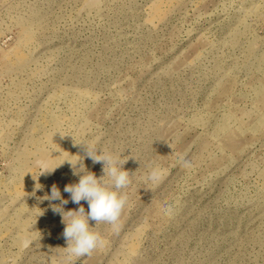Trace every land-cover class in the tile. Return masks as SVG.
<instances>
[{"label": "rangeland", "instance_id": "rangeland-1", "mask_svg": "<svg viewBox=\"0 0 264 264\" xmlns=\"http://www.w3.org/2000/svg\"><path fill=\"white\" fill-rule=\"evenodd\" d=\"M81 142L131 183L76 258L44 197L79 207ZM0 264H264V0H0Z\"/></svg>", "mask_w": 264, "mask_h": 264}, {"label": "clouds", "instance_id": "clouds-1", "mask_svg": "<svg viewBox=\"0 0 264 264\" xmlns=\"http://www.w3.org/2000/svg\"><path fill=\"white\" fill-rule=\"evenodd\" d=\"M75 144L84 146L85 156L71 155L76 157L74 161L65 160L71 165L73 175L78 176L79 179L76 183L67 184L64 187V192L70 194V201L79 207L66 211L64 205L69 203V199L62 197L61 191L56 185L52 186L51 194L46 195L44 199L60 201L59 204L51 205L52 211L61 216V222L65 225L62 235L67 241L65 249L69 257L79 258L89 256L105 246V240L93 230L94 227L90 226L89 221H95V225L107 223L112 226L114 232L119 231V221L128 202L127 195L122 190L130 185L131 175L124 170L123 166L127 160L121 156L97 148L95 143L81 142ZM85 158L91 159L93 164L101 163L104 175L98 178L89 171L83 163ZM180 162L184 166L188 164L182 159ZM34 166L39 169L35 178L41 174H50L56 169V167H50L44 159H37ZM164 174V170L159 165L150 166L144 180L158 184L163 179ZM105 177L109 178L108 182L104 181ZM39 187L40 185L37 184V188ZM81 201L87 202L89 206L87 212ZM170 211V208L166 209V212ZM28 243L29 241L24 242L25 247L28 246Z\"/></svg>", "mask_w": 264, "mask_h": 264}]
</instances>
